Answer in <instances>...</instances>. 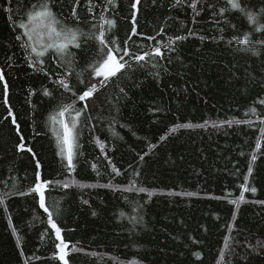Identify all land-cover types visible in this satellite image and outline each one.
Segmentation results:
<instances>
[{
  "label": "trees",
  "instance_id": "1",
  "mask_svg": "<svg viewBox=\"0 0 264 264\" xmlns=\"http://www.w3.org/2000/svg\"><path fill=\"white\" fill-rule=\"evenodd\" d=\"M26 2L12 0L17 22ZM210 2L217 9L225 6V0ZM243 3L256 12L264 0H243ZM120 4L123 11L117 17L116 34L123 40L131 22L127 19L128 0H120ZM173 4L174 0H157L156 4L143 0L138 32L156 36V41L163 44H167L170 36L187 35L190 29L196 35L178 41L176 52L162 49L166 57H172L171 64L167 59L157 58L153 61L157 63L156 68L149 63L138 68L131 79L122 77L118 83L128 90L130 100H121L117 105L118 89L109 86L104 96L112 103L105 101L81 117L78 151L82 155L78 157L80 163L73 176L81 183L97 187L82 190L55 186L46 194L50 210L54 215L59 213L56 219L64 229V239L76 249L68 257L70 264H130L132 261L138 264H264V251L254 250L258 241L264 242V205L252 202L264 200V140L257 150V117L245 116L250 106L264 97V48L254 44L261 55L253 56L251 52L237 51L241 45H227L233 35L252 30L253 26L238 12L226 14L237 26L234 31L223 22L219 26L214 24L211 11L201 12L196 18L198 23H193L190 8ZM0 6V68L5 70L11 83L13 111L18 114L27 145L33 147L41 160L44 176L70 181L72 177H68L56 156L49 121L50 114L62 103L71 104L76 99L52 83L58 78L55 73L63 74L64 68L49 61L50 79L28 68L20 42L15 40L19 30L13 31L14 26L3 11L9 6L8 0H0ZM68 10L67 6L63 8L65 14ZM78 11L82 17L88 16V22L81 23L80 28L90 32L91 23L98 21L92 20L83 7ZM100 11L97 8L96 14ZM218 19L223 21L224 17ZM257 19L256 27L264 25V19ZM161 27L164 32L157 35ZM220 27L225 30L221 32ZM200 35L207 38L202 42ZM252 38L258 40L262 34L253 32ZM156 41L138 35L130 43L133 51H139L141 47L149 50ZM86 47L91 59L96 45L89 41ZM73 51L77 53L80 67L76 71L79 72L84 61L80 59V50ZM71 83L76 85L75 76ZM133 83L141 87H131ZM43 87L52 90L55 98L44 97ZM29 90L37 94L28 97ZM75 106L81 108L82 102H76ZM255 106L264 114V106ZM6 115V106L0 97V197L7 207L5 211V206H0V264H60L54 258L57 241L47 225V214L31 197L16 194L26 191L34 182L35 164L31 154L17 151L19 139L11 118L4 119ZM245 119L256 123L253 127L236 123ZM228 120L233 121L231 126L220 123ZM205 121L208 123L204 127L181 128L169 135V129L176 124L198 125ZM164 135L168 139L161 141ZM97 137L105 144L109 159L122 175L111 174L108 161L96 143ZM151 144L156 145L155 149L150 148ZM145 152L148 155L141 162L139 156ZM253 152L258 159L250 183L257 192L245 193L246 202L237 211L227 200L238 198ZM92 163L97 164L99 176L92 171ZM133 169L140 173L138 177ZM133 182L146 191L122 193L100 187L109 183L123 187ZM82 199H87L89 205H84ZM93 211L95 216L91 215ZM234 211L235 221L232 220ZM9 214L16 234L12 232ZM230 223L234 225L231 231ZM17 236L22 237L23 254ZM226 236L231 237L228 247L224 246ZM195 252L201 253V259L193 255Z\"/></svg>",
  "mask_w": 264,
  "mask_h": 264
},
{
  "label": "snow or ice",
  "instance_id": "2",
  "mask_svg": "<svg viewBox=\"0 0 264 264\" xmlns=\"http://www.w3.org/2000/svg\"><path fill=\"white\" fill-rule=\"evenodd\" d=\"M157 0H151L152 4H156ZM12 0H8V7H4L3 11L8 14V20L13 24V31L19 30L15 36V40L20 42L19 47L24 52V60L28 68L32 69L34 73L43 74L45 78H49V72L51 69L48 67L49 61H55L58 67L64 68V73H55L57 79L52 81L57 89H63L64 92H70L76 99L71 104H61L58 109L49 116L51 124V132L55 138L57 152L56 156L59 157V161L66 171L68 177H72L69 180H52L48 179L43 174V165L32 146L27 145V141L23 135L21 124L18 120V114L14 113L13 105L10 103V90L11 83L6 77V72L3 68H0V97L3 99V104L6 106L7 115L5 120L11 118V124L14 126L16 134L19 139V143L16 145L18 152H27L31 154V158L35 164L34 182L27 188L26 191H17V195L20 197H31L39 209H42L47 214V225L54 232V240L57 241L54 246L57 252L54 254V258L60 262V264H70L68 259L70 253L75 251V247H70V242H67L62 233L64 229L59 225L56 219V213L50 210L47 201V193L55 186H59L63 189L71 187H78L80 189H88L97 187L96 184H85L77 181L73 174L77 172V166L80 163L78 157L82 155L78 151L79 143L78 138L80 134L81 117L85 113H91L95 111L99 104H103L105 101L109 104L112 100L104 96V91L112 86L118 89V94L115 96L116 104L118 105L121 100L128 101L129 92L125 87L118 83L122 77L131 79V76L135 74L138 68L142 69L149 63L152 68L157 67V58L167 59L168 63H172V57L165 56V51L176 52V43L185 41L189 36L196 35L195 30H188L187 35H177L175 37H168L167 44H163L160 41H156V36H145L144 33L138 32L139 20L138 17L142 12L143 0H128L127 11L130 20L129 32L123 40L116 34L119 28L117 17L123 11L120 4V0H71L68 4L67 0H28L24 3L23 8L18 13L19 20L13 15V8L11 7ZM187 6L193 12V23H198L197 17H200L201 12L211 11L212 22L219 26L222 22L236 30V24L229 21L226 17L227 13L238 12L252 27L251 31H244L243 35H233L231 39L227 40V45L231 47L233 43L241 45L237 51L251 52L253 56H260L261 51L253 47L254 44H259L261 48H264V25L256 27L258 24L257 17L264 19V5H261L256 12H253L248 5L243 3V0H225V6L219 9L216 5L211 3L210 0H174V7ZM67 6L68 12L65 14L63 8ZM2 7V6H0ZM83 7L87 14H90L92 20L98 21L97 23H91V31L85 33L80 28V24L88 22V16H81L78 9ZM100 8L99 14H96V9ZM111 13V15H106ZM218 17H224L221 21ZM219 30L223 32L225 29L220 27ZM164 32V28L161 27L157 32L160 35ZM253 32L261 33L262 38L253 40ZM141 36L146 40L156 41L155 46L150 47L149 50H144L143 47L139 51L132 50V44L130 43L135 36ZM207 37L200 35L199 39L203 42ZM215 39V38H213ZM224 37L221 36L220 40ZM95 43V52L92 54V58L88 59L89 48L86 47L88 42ZM146 47V46H145ZM73 49L80 50V59L84 61L83 67L77 72V67L80 65L77 62V53ZM176 59H180L179 56ZM167 71V68L164 69ZM85 73L87 79H85ZM75 76L76 85L71 83L72 78ZM159 76V73H156ZM82 86V87H78ZM131 87H141L140 84L133 83ZM36 91L29 90L27 96L31 97L36 95ZM42 94L44 97L54 99L53 91L47 87L42 88ZM63 94V93H62ZM61 94V95H62ZM27 102L31 104V100ZM76 102H82L81 108H76ZM256 104L264 106V97H259L250 106L245 116H256L259 123V136L257 137L256 149L261 148V140H264V114L260 113L255 106ZM74 113V115H72ZM70 115V119L65 117ZM114 119V118H113ZM208 121L204 124L193 125L189 123L176 124L169 129V135L174 134L181 128H193L204 127ZM221 124L232 125L233 121H222ZM236 123H243L249 127H253L256 123L251 119H245L236 121ZM216 123H213V127H216ZM123 127V125H121ZM168 139V135L160 137L161 141ZM96 143L100 147L101 152L104 153L105 159L108 161V166L111 168V174L113 177L120 176L123 173L121 170L112 163L109 159L106 151L105 144L97 137ZM156 145L151 144L150 148L155 149ZM243 155V153H241ZM148 153L145 152L139 156L141 162L145 161V156ZM258 159L256 152H253L250 156L247 165V173L244 175V182L240 185L241 191L238 198L228 199L227 202L234 205L238 211L240 205L246 202L245 193L251 192L255 194L257 188L252 186L250 178L253 176L254 166ZM92 171L96 172L97 176L100 175V170L96 163L90 165ZM131 167V165H130ZM133 174L139 176L140 173L133 169ZM100 187L109 188L117 192H145L143 187H136L135 183H130L126 186L113 185L111 183L106 185H100ZM5 195H11L6 193ZM151 195V193H149ZM176 195L192 196L194 193H176ZM229 195H231L229 193ZM227 197H216V199H226ZM264 205V200L252 201ZM84 205H89L87 199H82ZM0 206H5L4 198L0 197ZM91 215L95 216L96 212L93 211ZM124 214L121 213V216ZM237 213H232V220L235 221ZM8 220L11 225L12 216L8 215ZM12 226L13 234H16L17 230L14 225ZM234 227L233 224H229L228 228L231 231ZM47 234V233H45ZM230 236L225 237L224 246L228 247V240ZM199 241H194L198 243ZM17 244L21 247V254H23L22 237L17 236ZM255 248H259L264 251V242L258 241ZM193 255L197 259H201V253L195 252ZM223 256V254H221ZM39 259V257H37ZM130 264H138L136 261L130 262ZM219 264V262H218Z\"/></svg>",
  "mask_w": 264,
  "mask_h": 264
},
{
  "label": "bare ground",
  "instance_id": "3",
  "mask_svg": "<svg viewBox=\"0 0 264 264\" xmlns=\"http://www.w3.org/2000/svg\"><path fill=\"white\" fill-rule=\"evenodd\" d=\"M233 75V74H232ZM150 112V111H149Z\"/></svg>",
  "mask_w": 264,
  "mask_h": 264
}]
</instances>
